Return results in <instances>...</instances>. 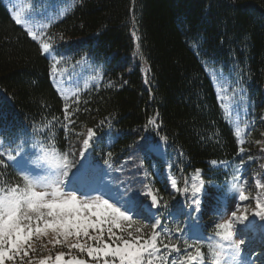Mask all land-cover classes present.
Returning a JSON list of instances; mask_svg holds the SVG:
<instances>
[{
  "label": "trees",
  "instance_id": "16d2710c",
  "mask_svg": "<svg viewBox=\"0 0 264 264\" xmlns=\"http://www.w3.org/2000/svg\"><path fill=\"white\" fill-rule=\"evenodd\" d=\"M21 1L31 21L42 22L38 30L55 37L53 55L60 63L54 82L53 56L43 54L38 41L14 22L12 2L0 0L4 145L27 142L25 151L36 154L48 144L61 152L74 150L76 167L83 165L91 177L82 191L91 195L104 192L105 198L119 200L123 194L146 208L148 191L158 190L168 207L151 213L162 212L157 218L164 227L179 224L182 239L202 241V264H211L206 238L214 237L215 223L237 205L247 208L248 220L235 225V238L243 239L244 246L252 244L251 264H264V221L253 214L254 198H264L255 185L256 180L264 183V152L256 143L264 141V0H36L34 9L33 0ZM55 3L62 10H53L54 17L39 10L55 8ZM87 68L95 72L90 81ZM57 88L69 96L67 101ZM74 99L79 103L73 104ZM65 103L69 111L79 109L67 130ZM237 124L245 139L243 165L234 135ZM88 128L97 135L81 159L84 136L78 134L86 135ZM30 159L10 166L7 178L19 182L17 167L32 166ZM234 175L247 180L248 201H240L232 190ZM173 178L181 189L199 181V212L191 191L185 195L172 188ZM184 248L181 243L182 252L171 253L169 264L183 256ZM59 252L69 250L50 244L34 258ZM72 256L92 264L86 253L72 250L66 259Z\"/></svg>",
  "mask_w": 264,
  "mask_h": 264
},
{
  "label": "snow or ice",
  "instance_id": "6c2138e0",
  "mask_svg": "<svg viewBox=\"0 0 264 264\" xmlns=\"http://www.w3.org/2000/svg\"><path fill=\"white\" fill-rule=\"evenodd\" d=\"M35 6L36 0H33L31 7L34 9ZM42 17L43 14L37 13L38 19ZM12 19L26 30L33 41H38L43 54L53 56L51 71L55 82L57 65L60 63L53 55L55 37L42 30H35L31 18H25L20 9L14 11ZM57 91L66 101L69 99L61 89L57 88ZM71 96H76V93H71ZM72 103L78 104L79 100L74 99ZM221 106L231 117L223 101ZM70 107L69 103H65L63 108V127L66 130L74 122L72 116L79 110L74 108L69 111ZM105 123L107 121L100 122L101 125ZM149 124L156 127V119H151ZM242 131L237 124L234 135L240 145L241 165L244 163L242 154L246 151ZM78 135L84 136L79 149V158L82 159L84 152L92 147L97 133L95 129L88 128L86 135ZM26 143L17 141L5 146L0 133V264H89L88 260L76 256L66 259L72 250L86 253L92 264H169L171 253L182 252L181 243L185 245L184 254L174 258L171 264H202L205 257V252L199 246L202 241L193 244L182 239L183 229L179 224L174 229L164 227L157 218L162 212L151 213L153 208L168 207L163 197L158 195V190L148 191L150 204L146 208L135 198L125 200L123 194L119 200H113L111 196L105 198L104 192L91 195L82 191L91 177L83 165L76 167L74 150L61 152L54 144H48L41 145L39 154H36L25 151ZM256 143L261 145V151L264 152V141ZM108 155L110 157L111 153ZM32 156L36 158L30 159ZM21 159H30L32 166L17 167L19 182H11L6 170L10 166L16 167ZM247 159L251 160L252 157ZM246 184L247 180L241 181L239 175L233 176L232 190L242 202L250 199L245 191ZM171 185L175 191H182L185 195L191 191L194 211L199 212L201 186L198 183H193L191 189H181L173 178ZM255 185L264 192V183L256 180ZM254 202V216L264 221V198L258 194ZM141 217L152 222L142 223ZM247 220L248 209H241L237 205L228 219L215 223L214 237L206 238L211 245V264H242L240 253L244 240L235 238V225ZM50 244L64 246L69 252H59L54 257L48 255L36 260L34 255H38Z\"/></svg>",
  "mask_w": 264,
  "mask_h": 264
},
{
  "label": "rangeland",
  "instance_id": "374dc122",
  "mask_svg": "<svg viewBox=\"0 0 264 264\" xmlns=\"http://www.w3.org/2000/svg\"><path fill=\"white\" fill-rule=\"evenodd\" d=\"M10 2H12L11 5L9 6L12 15H13L14 11H16L17 9H20L22 11V15L25 18H29V17L31 18V12L29 11L28 6L25 4V1L22 2L21 0H9V4H10ZM61 7H62L61 5L55 3V8L51 7L50 9H48L47 7H42V8L39 7V10H42L43 12H46L48 17H54L56 15V13L53 12V10L58 12L59 9H61ZM32 24H33V27L35 28V30H37V31H39L38 29H40L42 27V22H32ZM77 67L80 68L81 66H77ZM83 68H85V67H83ZM94 75H95V72L93 71V69L87 68V72L85 73V79L90 81ZM158 153H159L160 157L165 159L164 158V153L162 151H159ZM193 183H198L199 184V181L197 179H195ZM190 189H191V186H190ZM191 203H192V201H191ZM192 206L195 207V205H193V204H192ZM230 215H231V213L229 214V216H226L224 218V220L228 219L230 217ZM196 220L197 221L200 220V217L198 215H196ZM241 250L243 251L244 249H242V247H241ZM241 262H242V264H251L252 263L249 257H246L245 261H241Z\"/></svg>",
  "mask_w": 264,
  "mask_h": 264
}]
</instances>
